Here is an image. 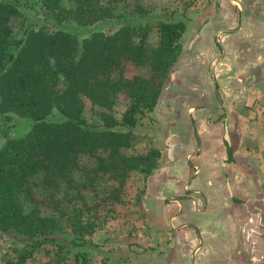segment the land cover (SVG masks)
<instances>
[{
    "label": "trees",
    "instance_id": "1",
    "mask_svg": "<svg viewBox=\"0 0 264 264\" xmlns=\"http://www.w3.org/2000/svg\"><path fill=\"white\" fill-rule=\"evenodd\" d=\"M19 2L0 0V118L12 121L16 116L30 127L0 147V233L55 241L64 222L73 234L84 237L96 228L84 218L87 203L70 211L77 199H85L83 191L97 193L105 175L123 186L134 173L150 177L158 169L159 149L126 151L134 146V129L155 110L176 71L187 25L162 21L159 43L150 47L151 28L136 18L122 19L113 32L102 29L119 20L114 0H42L57 22L70 19L87 37L40 27L16 40L11 23L21 14ZM89 27L94 29L87 31ZM124 61L147 66L150 75L129 79L120 73L115 78L113 72L121 70ZM121 93L129 105L119 120L114 109ZM87 101L101 109L100 125L91 126L85 119ZM84 157L95 164L83 167ZM36 186L44 189L57 214L40 215ZM71 190L76 194L70 196ZM115 193V201H120L119 190ZM58 194L63 196L59 199Z\"/></svg>",
    "mask_w": 264,
    "mask_h": 264
},
{
    "label": "crops",
    "instance_id": "2",
    "mask_svg": "<svg viewBox=\"0 0 264 264\" xmlns=\"http://www.w3.org/2000/svg\"><path fill=\"white\" fill-rule=\"evenodd\" d=\"M218 2L196 19L163 89L179 79L184 98L195 84L200 103L172 110L165 150L156 144L166 162L143 203L166 248L156 264H264V0ZM188 52L193 77L183 74Z\"/></svg>",
    "mask_w": 264,
    "mask_h": 264
},
{
    "label": "rangeland",
    "instance_id": "3",
    "mask_svg": "<svg viewBox=\"0 0 264 264\" xmlns=\"http://www.w3.org/2000/svg\"><path fill=\"white\" fill-rule=\"evenodd\" d=\"M117 7L116 13L119 20L113 21V26H103L105 31L113 32L120 26V22L125 18H136L142 25L150 26L148 45L156 47L159 43V24L162 21L184 22L187 25L185 36L181 40L183 50L189 47L194 41L193 34L197 31L195 22L211 6L220 7L219 0H114ZM217 2V3H216ZM217 4V5H214ZM20 15L12 19L14 39H22L31 28L44 27L50 32L64 30L76 34L84 39L87 33L70 19L57 22L54 17L43 7L42 0H20ZM247 7V6H246ZM258 7V6H257ZM259 8V7H258ZM262 7L260 6L259 9ZM249 10H245V34H247L249 22ZM243 22V23H244ZM243 26V25H242ZM94 28L89 27L87 31ZM264 29V28H263ZM194 31V32H193ZM257 38H263L257 37ZM250 41V40H249ZM248 45V51H249ZM246 49V50H247ZM183 53V51H182ZM251 55L252 53L248 52ZM182 56V55H181ZM185 59L182 68L185 76H194V70L187 65ZM182 61V60H181ZM179 63V62H178ZM181 63V62H180ZM176 65V71L180 64ZM195 72L199 69V61L196 60ZM199 66V67H198ZM192 67V66H191ZM190 68V70H189ZM188 70V71H187ZM175 71V72H176ZM251 73V69L246 70ZM120 73L125 78L132 79L135 76L148 77L150 70L147 66H136L128 61H124L121 70L113 72V76L118 78ZM221 77H224L221 76ZM178 79V78H177ZM184 82L178 79L170 82L163 91L158 108L154 112L147 114L139 121L134 129V146L127 150L128 154H145L150 149L156 148V144L165 150V133L173 127L166 124V121L173 119L172 110H179L182 104L194 106L200 103V97L196 99V93L192 90L195 84H191L188 92L181 96ZM190 83V82H188ZM166 85V84H165ZM165 87V86H164ZM198 94V93H197ZM201 92H199V95ZM161 101V102H160ZM184 102V103H182ZM129 105L126 94L121 93L117 97L115 106L116 117L120 120ZM181 105V106H180ZM101 109L92 107L90 102H86L84 115L91 126L101 124ZM28 121L14 116L12 121L0 118V147L4 145L8 138L20 137L29 129ZM177 130H182L177 127ZM158 141V142H157ZM181 142V140L174 143ZM185 142V141H184ZM174 158L179 156L174 152ZM186 158V157H185ZM166 158L159 162V168L164 169ZM83 167L90 168L95 163L93 159L84 157L81 160ZM162 171V170H161ZM149 181L144 174L134 173L128 177L123 186L119 181L112 179L109 175L102 177L98 192L83 191L85 197L82 201L76 200V206L70 208L71 213H75L77 208L86 202L84 218L96 225L95 231L84 237H78L72 233L67 223L61 222L62 232L55 241L39 239L31 241L20 236L0 233V264H156L161 255L166 254V248L161 245L164 239L160 232L152 231L155 228L151 225L145 214L143 207L146 199V188ZM119 190L120 201H115V190ZM76 190L70 191V196L76 194ZM63 195L58 194L60 199ZM34 198L41 216L50 217L57 214L54 205L46 200L44 189L41 186L34 188ZM50 203V205H49ZM54 212V213H52ZM38 246H37V245ZM32 252L30 255L28 253ZM25 255V256H24ZM25 257V258H24ZM153 259L154 261L152 262Z\"/></svg>",
    "mask_w": 264,
    "mask_h": 264
}]
</instances>
